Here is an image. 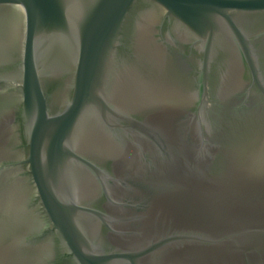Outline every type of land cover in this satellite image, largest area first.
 <instances>
[{"label":"water","instance_id":"95a60500","mask_svg":"<svg viewBox=\"0 0 264 264\" xmlns=\"http://www.w3.org/2000/svg\"><path fill=\"white\" fill-rule=\"evenodd\" d=\"M0 264H264V0H0Z\"/></svg>","mask_w":264,"mask_h":264}]
</instances>
